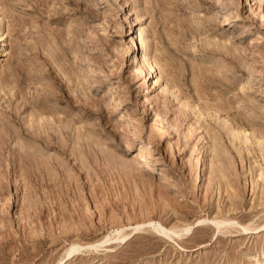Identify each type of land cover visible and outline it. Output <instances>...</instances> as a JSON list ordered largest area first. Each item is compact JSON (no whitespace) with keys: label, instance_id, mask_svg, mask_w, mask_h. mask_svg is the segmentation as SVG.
Segmentation results:
<instances>
[{"label":"rangeland","instance_id":"rangeland-1","mask_svg":"<svg viewBox=\"0 0 264 264\" xmlns=\"http://www.w3.org/2000/svg\"><path fill=\"white\" fill-rule=\"evenodd\" d=\"M0 53V264H264V0H0Z\"/></svg>","mask_w":264,"mask_h":264},{"label":"bare ground","instance_id":"bare-ground-1","mask_svg":"<svg viewBox=\"0 0 264 264\" xmlns=\"http://www.w3.org/2000/svg\"><path fill=\"white\" fill-rule=\"evenodd\" d=\"M134 38V37H133ZM1 54V53H0ZM2 54H4V53H2ZM4 56V55H3ZM73 252H75V250L73 251Z\"/></svg>","mask_w":264,"mask_h":264}]
</instances>
